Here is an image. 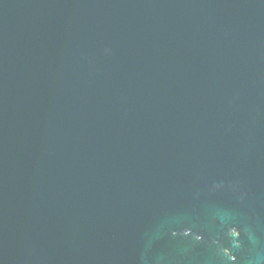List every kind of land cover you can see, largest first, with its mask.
<instances>
[{
    "label": "water",
    "instance_id": "95a60500",
    "mask_svg": "<svg viewBox=\"0 0 264 264\" xmlns=\"http://www.w3.org/2000/svg\"><path fill=\"white\" fill-rule=\"evenodd\" d=\"M0 264H264V0H0Z\"/></svg>",
    "mask_w": 264,
    "mask_h": 264
}]
</instances>
